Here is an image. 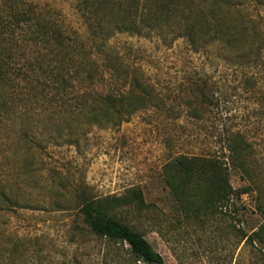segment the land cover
Masks as SVG:
<instances>
[{
    "label": "rangeland",
    "instance_id": "374dc122",
    "mask_svg": "<svg viewBox=\"0 0 264 264\" xmlns=\"http://www.w3.org/2000/svg\"><path fill=\"white\" fill-rule=\"evenodd\" d=\"M24 1L87 34L74 0ZM245 9L260 18L264 32V6L250 2ZM108 44L140 67L157 99L118 125L92 126L78 144L45 143L22 168L21 188L36 208L6 212L1 228L29 239L27 264H143L130 259L126 243L93 236L77 243L82 221L75 208L83 195L134 188L142 205L111 214L139 231L165 264H264V49L255 57L237 41L193 51L183 38L164 44L158 36L126 32ZM238 52L252 54L250 62ZM231 132L244 141L232 162L224 143ZM180 154L223 159L234 189L226 206L184 214L164 178L167 163Z\"/></svg>",
    "mask_w": 264,
    "mask_h": 264
},
{
    "label": "trees",
    "instance_id": "16d2710c",
    "mask_svg": "<svg viewBox=\"0 0 264 264\" xmlns=\"http://www.w3.org/2000/svg\"><path fill=\"white\" fill-rule=\"evenodd\" d=\"M74 1L87 29L83 37L44 7L0 0V264H27L29 239L1 228V218L36 208L21 188L30 156H38L47 142L78 144L92 126L118 125L158 97L140 67L127 64L108 44L110 37L158 36L164 44L183 38L193 51L240 41L255 57L264 49L260 18L245 9L250 2L264 6V0ZM248 52L236 57L250 62ZM224 143L231 162L238 159L244 147L239 134L231 132ZM166 167L165 182L184 214L224 207L234 192L220 156L180 154ZM142 203L134 188L120 195H83L75 208L82 221L77 243L91 236L126 243L134 263L165 264L139 231L111 214Z\"/></svg>",
    "mask_w": 264,
    "mask_h": 264
}]
</instances>
